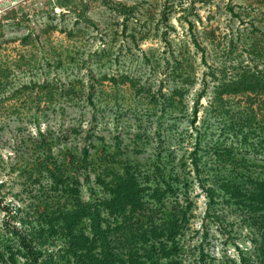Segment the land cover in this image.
Listing matches in <instances>:
<instances>
[{"label": "rangeland", "instance_id": "obj_1", "mask_svg": "<svg viewBox=\"0 0 264 264\" xmlns=\"http://www.w3.org/2000/svg\"><path fill=\"white\" fill-rule=\"evenodd\" d=\"M0 72L12 84L0 78V234L19 225L15 207L35 189L9 170L16 130L34 132L17 123L11 92L17 79H59L78 95L54 105L65 116L50 125L74 131L53 154L80 157L92 136L84 200L99 191L97 175L160 172L176 187L169 203L189 215L183 264H242L258 253L264 206L246 204L264 181V0H0ZM93 80L94 108L83 99ZM207 187L219 192L213 204Z\"/></svg>", "mask_w": 264, "mask_h": 264}, {"label": "trees", "instance_id": "obj_2", "mask_svg": "<svg viewBox=\"0 0 264 264\" xmlns=\"http://www.w3.org/2000/svg\"><path fill=\"white\" fill-rule=\"evenodd\" d=\"M15 16V10H10L5 19ZM81 18L95 26L83 12ZM0 78L4 87L12 85L6 74ZM91 82L83 99L94 108L96 82ZM17 84L11 92L15 119L32 125L34 132L22 127L16 130L17 159L9 170L27 176L35 189L31 204L15 207L19 225L8 231L9 236L0 234V264H183L180 238L189 215L180 203H169L176 194L173 179L160 172H129L126 167L125 172L97 175L99 191L89 189V199L84 200L80 178L87 169L92 136H85L80 157L65 147L58 159L53 149L67 142L74 130L65 129L63 124L58 129L50 125L65 116V110L55 104L73 105L78 95L75 82L44 79L24 83L17 79ZM193 113L194 125L197 113ZM194 148H199L197 143ZM191 155L196 161L195 150ZM84 179L88 182V175ZM257 185L258 190L248 193L252 198H247L251 203L246 205L251 211L253 205L264 206V181ZM204 192L210 204L219 193L212 187ZM238 195L231 194L233 198ZM260 237L258 253L253 258L242 257V264H264V232Z\"/></svg>", "mask_w": 264, "mask_h": 264}]
</instances>
